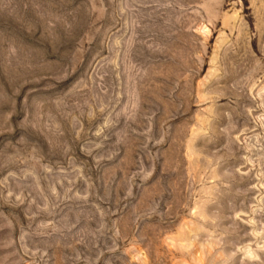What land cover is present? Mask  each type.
Here are the masks:
<instances>
[{
	"label": "rangeland",
	"instance_id": "obj_1",
	"mask_svg": "<svg viewBox=\"0 0 264 264\" xmlns=\"http://www.w3.org/2000/svg\"><path fill=\"white\" fill-rule=\"evenodd\" d=\"M0 264H264V0H0Z\"/></svg>",
	"mask_w": 264,
	"mask_h": 264
}]
</instances>
